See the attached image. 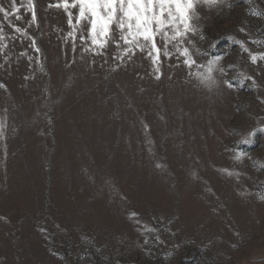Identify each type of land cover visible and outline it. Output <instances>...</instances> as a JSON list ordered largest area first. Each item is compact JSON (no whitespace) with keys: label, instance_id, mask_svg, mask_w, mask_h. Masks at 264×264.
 Instances as JSON below:
<instances>
[{"label":"rangeland","instance_id":"374dc122","mask_svg":"<svg viewBox=\"0 0 264 264\" xmlns=\"http://www.w3.org/2000/svg\"><path fill=\"white\" fill-rule=\"evenodd\" d=\"M228 2L201 8L193 37L234 85L213 92L183 58L157 80L139 53L73 51L57 0H33V24L27 0L22 19L0 14V264H264V60L249 55L264 54V0Z\"/></svg>","mask_w":264,"mask_h":264},{"label":"snow or ice","instance_id":"6c2138e0","mask_svg":"<svg viewBox=\"0 0 264 264\" xmlns=\"http://www.w3.org/2000/svg\"><path fill=\"white\" fill-rule=\"evenodd\" d=\"M6 2L7 6L0 4V14L4 20L9 21L11 17H14L15 20L22 19L18 14L20 7H18L17 0H6ZM247 2L251 3V0H247ZM221 5L232 7L228 0H57V3L49 4V7L62 9L66 14L71 30L65 39L71 38L73 51L77 48L75 41L78 39L83 45V52H90L94 56H105L107 49L113 46L116 55L112 58L121 63L132 61L133 57L139 53L150 61L157 80L162 76L163 60H170L173 57L178 60L183 58L182 65L189 70V76L198 82L194 86L213 92L222 87L233 89L234 85L230 80L222 79L226 75V69L220 65L222 57H210L208 50L200 49L193 37H199L200 41L206 39L198 26V21L201 18L200 9L217 8ZM22 6L32 14L29 23H35L36 10L33 0H27V3ZM253 14L264 15L259 12ZM14 31L31 39L33 50L37 53L40 52L35 39L28 37L26 30L15 27ZM241 31L244 29L242 28ZM4 39V29L0 25V52H3L6 47L2 43ZM234 43L239 44L242 51H249L243 42L236 40ZM255 43L260 42L255 41ZM21 55L23 56L25 53H21ZM249 55L253 63H256L258 59L264 60V54L257 56L250 53ZM201 56H209L204 64L198 62ZM176 66L179 67L180 64ZM194 69L202 70L193 71ZM41 71H43L42 66ZM247 78L252 79L251 77ZM255 86V81H253V87ZM5 87L0 83V88ZM6 128V120L0 119V140L5 139ZM145 128H147L146 125ZM258 130L264 132V127H260ZM251 136L252 133H249L247 138L241 142L252 143ZM245 155L246 153L236 150L232 158L236 162H242ZM155 167L161 168L162 166L157 163ZM219 171L237 179L241 175L235 170L226 168ZM241 194L244 195V193ZM256 195L259 200L264 201V192ZM132 215L135 216V213ZM0 219L5 218L0 217ZM143 231L155 232L156 229L145 227ZM155 239L157 243H163L158 235ZM148 242V238L145 237L144 243Z\"/></svg>","mask_w":264,"mask_h":264}]
</instances>
